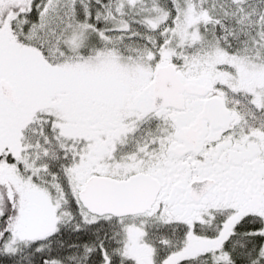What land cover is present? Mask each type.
<instances>
[{"label":"snow or ice","instance_id":"obj_1","mask_svg":"<svg viewBox=\"0 0 264 264\" xmlns=\"http://www.w3.org/2000/svg\"><path fill=\"white\" fill-rule=\"evenodd\" d=\"M0 264H264V0H0Z\"/></svg>","mask_w":264,"mask_h":264}]
</instances>
